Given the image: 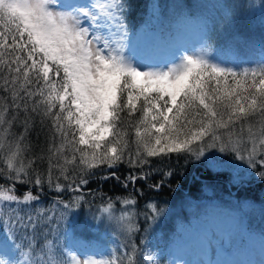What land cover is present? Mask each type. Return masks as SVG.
<instances>
[{
  "label": "snow or ice",
  "instance_id": "obj_1",
  "mask_svg": "<svg viewBox=\"0 0 264 264\" xmlns=\"http://www.w3.org/2000/svg\"><path fill=\"white\" fill-rule=\"evenodd\" d=\"M165 7L155 0L146 4L148 19L138 30L129 23L136 0H0V95L5 99L0 129L10 134L18 120L24 129L18 137L10 134V143L0 140L5 165L0 178L11 184L0 185V209L12 213L0 219V264H55L51 258L21 259L19 230L34 251L38 241L30 233L39 224L36 217L16 213L20 206L38 203L40 195L29 190L17 196V184L41 190L46 184L49 190L72 194L38 212L45 237H53L48 243L56 245L65 264H132L136 243L124 246L121 256L116 250L89 251L83 233L95 227L96 218L86 216L81 222L76 210L89 204L83 189L91 180L114 179L142 195L137 182L147 183L158 174L160 180L147 186L160 189L175 175V159L177 164L203 161L236 186L253 175L264 181V57L256 67L238 70L211 56L216 14L231 22L244 5L225 0L196 4L202 24L194 39L183 27L191 15L182 11L180 24L160 35L153 32L152 43L139 47L154 21L163 23ZM167 7L174 16L177 6ZM258 7L264 17V0ZM37 122L47 147L26 159L28 148L21 145ZM43 164L46 172L40 171ZM121 167L127 169L123 176ZM87 195L96 194L89 190ZM116 203L123 206L119 216L114 214ZM137 204L134 198L116 197L115 203L108 198L102 211L127 234L147 232V222L163 209L147 202L142 228L138 214L129 211ZM220 235L204 230L201 250L206 257ZM148 259L157 264L154 256Z\"/></svg>",
  "mask_w": 264,
  "mask_h": 264
},
{
  "label": "trees",
  "instance_id": "obj_2",
  "mask_svg": "<svg viewBox=\"0 0 264 264\" xmlns=\"http://www.w3.org/2000/svg\"><path fill=\"white\" fill-rule=\"evenodd\" d=\"M157 3L165 5L163 10V23H159V28L157 32L161 34L162 32L167 31L168 27L173 26L172 22H176V19H182V16H178L176 19L169 18L166 12H169L167 6L176 5L175 10L183 11L186 14H190L191 21H199L202 23V18L200 17L197 9L194 7L196 4L200 3H210L211 0H155ZM153 0H136L137 8L134 12V15L130 18L129 23L134 25L139 29L147 19V11L145 9L146 4L152 3ZM226 3H238L244 5V7L239 8L234 14L231 22L223 20L219 13H217V23L215 25V30L212 34L211 40V56L213 54L219 53L221 57L220 50H223V59L230 66L236 67L238 70L245 67H256L262 57H264V17H262L261 12L259 11V4L261 0H225ZM249 5H256L255 9L249 7ZM198 19V20H195ZM5 99L0 95V105H4ZM139 114H137L138 116ZM5 118H10V113H5ZM256 118H253L255 120ZM3 128H7V125H4ZM24 132L23 127H21V121H16L12 128L10 129V134L19 136L20 133ZM5 133L0 129V140H3L5 144L11 142V135ZM27 139L21 145V148H28V151L25 152L27 158L31 157L33 154H40L42 148H46L45 143L46 133L41 131L39 122L36 123L34 127L31 128V131L25 133ZM130 138H134V130L130 133ZM217 155H220L217 153ZM231 160V157L227 158ZM232 163L239 165L246 172H251L252 170L243 165L240 161H232ZM4 161L0 158V167H4ZM154 167L158 166V162L154 159ZM171 166L175 168V175L168 177L167 182L158 190L150 189L147 185L148 183H156L160 180V175H155L147 183L144 181H138L137 186L143 189V194L136 192L131 186L128 189H124L119 183L114 179L111 180H96L93 179L90 183L84 187L83 191L86 194V198L89 203H96L98 205L107 204V199L112 198L115 202L116 197H125V198H134L138 201V204L135 209L140 206H144L147 202H154L158 205H168L172 206L174 204H179L185 197H189L194 200L203 199V193L212 188V192H215L213 197H216L218 200H227L225 206L230 207L231 201H238L240 198L251 201L256 204H261V207L264 208V181L259 180L254 175L249 179L248 182L242 186L233 185L228 181L226 174H218L210 169H208L203 161H192L190 164H185L182 160L179 164L176 163L175 159L172 160ZM164 167H168L167 164ZM47 165H40V171L46 172ZM127 169L121 167L120 174L123 176L126 174ZM0 185L10 187L11 184L3 178H0ZM31 190L33 194H39L40 200L38 203H33L31 207L20 206V210L17 215L20 216H33L38 219V228L34 234L38 243L34 246V251L30 250L27 246L28 242L24 239V231L19 230L20 240L19 243L22 244V252L24 253L21 256V259H28L31 262H35L37 259H42L45 262L51 258L55 261V264H65L64 258L55 251L56 245L49 244L48 240L53 239V237H45V225L42 218L38 217V212L40 210L50 209L52 202L57 199H69L72 195L71 193L65 192H56L55 190H49L47 185L43 189H38L33 185L27 184H17L15 188V194L22 197V195ZM92 190L95 192V198L90 195H87L88 191ZM103 194V197L101 196ZM3 203V202H0ZM118 205V203H116ZM89 206L85 204L83 208L77 209L79 213V219L82 222L87 216L90 219L88 213L85 212L84 208ZM226 207V208H227ZM143 213V212H142ZM264 214V210L262 212ZM12 213L8 209H0V219L7 220L9 215ZM74 220L76 218H73ZM264 219V218H263ZM141 219H138V221ZM148 221L147 223H150ZM140 223V222H139ZM185 223L188 224V219L185 220ZM246 224V222H244ZM95 225V224H94ZM74 226V225H73ZM141 226V223H140ZM146 224L143 226L145 227ZM247 226V224H246ZM142 227V226H141ZM142 227V228H143ZM172 226L168 227L162 225L160 228H157L152 235H146L149 232L133 233L131 237H134V241L131 243H136L138 245L136 252L137 254L133 255L132 264H144L142 255L139 250L145 239L151 238L160 242L158 243L159 247L166 248L168 239V232L172 230ZM102 234V237L92 233V231ZM160 231V236H156V232ZM116 235L109 227L103 223H99L96 227H93L91 230H85L83 237L90 242V249L94 252L102 249L104 245H107L108 235ZM143 237V241H142ZM118 241L125 250L126 245L130 248V242L127 239H123L118 236ZM116 256H121L119 249L115 251ZM164 262V258L161 259Z\"/></svg>",
  "mask_w": 264,
  "mask_h": 264
},
{
  "label": "rangeland",
  "instance_id": "obj_3",
  "mask_svg": "<svg viewBox=\"0 0 264 264\" xmlns=\"http://www.w3.org/2000/svg\"><path fill=\"white\" fill-rule=\"evenodd\" d=\"M181 12L175 10L176 14L174 16L168 12L166 14L169 18L176 19ZM181 22L182 19L177 18L176 22H172V24L175 26ZM144 24L139 29L143 28ZM201 24L199 21L188 20L183 25L184 30L192 34L189 39L195 38L194 34L199 31ZM158 28L159 23L154 21V27L150 30L149 35L142 37L138 41V46L144 48L150 45L153 40L152 33L155 32L156 35H160L157 32ZM220 52L221 57H218L220 56L219 53L213 54V57L218 61H222L223 66L234 67L230 66L222 58L223 50H220ZM24 155L27 159L26 153ZM214 194L215 192H212V188H209L203 193L204 198L201 200L185 197L179 204L176 203L172 206L157 204L158 208L163 209V212L155 221L149 223L151 227L146 235H152L162 225L167 224L168 227L172 226L173 228L166 236L168 239L166 250L159 248L158 243L160 242L157 238L144 240L142 237V241H144L139 252L142 255L144 264H150L149 256H154L157 264H170L169 261H171V264H207L208 260H219L221 264H229V262H232V264H261V261L264 260V248L261 247V238L264 237V214L262 213L264 208L261 207V204L242 198L238 201L232 200L231 206L227 207L225 206L227 200H218L213 197ZM106 205L89 203V206L85 207L84 210L89 214V220H92L93 217L96 218L93 221L95 227L99 223H103L116 234H109L108 244L104 245L99 251L106 254L110 250L119 249L122 254L124 248L119 243L118 236L123 239L126 238L128 242L134 241V237L125 233L116 220L108 219L107 214L102 211ZM122 207L121 204L115 206L114 214L116 216H119ZM129 211H135L138 214L137 218L141 219L139 222L143 227L145 225L144 206H140L137 209L130 207ZM187 219L188 224L185 223ZM244 222H246L247 226ZM205 229L221 232L218 242L212 246L207 257L201 250V237ZM92 233L94 236L96 234L102 237V234H98L94 230ZM160 234V231L156 232V236H160ZM89 251L93 250L89 248ZM134 254L136 255L137 252L135 251ZM105 258L109 257L105 255ZM162 258H164V262H162ZM64 261H66V258H64Z\"/></svg>",
  "mask_w": 264,
  "mask_h": 264
},
{
  "label": "bare ground",
  "instance_id": "obj_4",
  "mask_svg": "<svg viewBox=\"0 0 264 264\" xmlns=\"http://www.w3.org/2000/svg\"><path fill=\"white\" fill-rule=\"evenodd\" d=\"M195 258V257H194ZM209 261V260H208ZM213 262H215V261H213Z\"/></svg>",
  "mask_w": 264,
  "mask_h": 264
}]
</instances>
